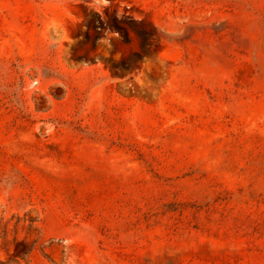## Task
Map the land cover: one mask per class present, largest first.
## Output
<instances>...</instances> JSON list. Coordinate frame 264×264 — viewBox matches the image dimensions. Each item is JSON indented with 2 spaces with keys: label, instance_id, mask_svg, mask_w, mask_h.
Segmentation results:
<instances>
[{
  "label": "rangeland",
  "instance_id": "374dc122",
  "mask_svg": "<svg viewBox=\"0 0 264 264\" xmlns=\"http://www.w3.org/2000/svg\"><path fill=\"white\" fill-rule=\"evenodd\" d=\"M0 264H264V0H0Z\"/></svg>",
  "mask_w": 264,
  "mask_h": 264
}]
</instances>
